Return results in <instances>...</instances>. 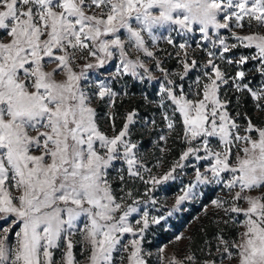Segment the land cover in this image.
Returning <instances> with one entry per match:
<instances>
[{
    "label": "snow or ice",
    "instance_id": "1",
    "mask_svg": "<svg viewBox=\"0 0 264 264\" xmlns=\"http://www.w3.org/2000/svg\"><path fill=\"white\" fill-rule=\"evenodd\" d=\"M128 79L157 85L159 152L183 145L158 175L133 132L157 120L117 111ZM246 98L264 115V0H0V264H150L164 217L139 205L188 168L167 215L215 186L205 239L176 234L157 264H264V119Z\"/></svg>",
    "mask_w": 264,
    "mask_h": 264
},
{
    "label": "rangeland",
    "instance_id": "2",
    "mask_svg": "<svg viewBox=\"0 0 264 264\" xmlns=\"http://www.w3.org/2000/svg\"><path fill=\"white\" fill-rule=\"evenodd\" d=\"M167 66L169 68L175 69L176 63L174 60L169 61ZM114 71H115V64H109L104 69L94 70L93 79H95L96 76H99L101 79H107L109 75L113 73ZM98 106L99 108H101L100 111L102 115L109 111V109L103 104H100ZM255 113H256L255 114L256 116H255V119H253L255 122H260V120L264 119V115H261L257 112ZM104 121H105L104 127L106 129H109L108 122L106 120ZM159 123H160L159 125L160 128L158 127L157 131L161 132V129L163 128V124L160 122V120H159ZM178 141L179 140L176 139L175 137H172L169 139L168 147L171 148V152H169L166 155H162L159 152L158 147H159V144L162 142H159L158 139L156 138H153L151 140V143L152 145H155L157 147L156 150L158 151H155V150L151 151L152 148H148V149H144L143 147L141 148V151L145 154V159L149 161V167L152 168L153 174L158 175L166 171L170 167L172 161L178 157L181 151V148L183 147L182 146L180 148L179 152L176 150V146L177 145L179 146V144L176 145V142ZM158 158L160 159V164L159 166H156ZM177 171L179 175L177 176V179L175 181H168L162 185H158L156 189L152 192L151 195L152 197L155 198V201H156L155 204H152L151 202H146V203L142 202L139 205L140 208L142 209L146 208L148 210L150 217H157V218L164 217V219L160 220L159 224L150 223L148 230L144 234L145 240H146V237H148L146 242L144 240V247L148 252L152 253L151 257H149L150 264H157L158 249L162 245H168V248L166 250V254L168 255H170L172 252L180 253L184 249V245L187 243V241L180 242L179 244L170 243V241H174V237L176 234H179V233H183L184 235L191 234L194 237V234H196L195 233L196 228L200 227L201 223H203L204 225L206 224L209 225V219L206 218L204 214V206L209 205L210 201L206 204H203L202 206L201 204H202L203 195L205 192H207L208 194H212L213 195L212 198H214L217 195L218 190L215 188V186L203 187L200 190L203 193L202 195H200L194 200H188L184 202L183 204L184 210L182 212H176L170 217L167 215L168 211L172 208L176 197L179 194H181V189L183 188V186L186 185L189 182V180H191L193 177V172L191 168H188L184 170L183 172H181V170L179 169ZM136 187L138 189L137 194L142 197L144 186L142 184L137 183ZM129 203H131V201H129ZM198 207H200L199 210H196V208ZM184 213L186 214L185 216L187 218L185 216H182ZM208 216L209 217L211 216V212H209ZM134 217L136 219H139L140 213L138 212L134 214ZM197 217H200V220H197L196 219ZM173 220L177 221V225H178L177 227H173L171 225ZM161 226L164 227L165 230L170 229V234L168 235L167 240L165 242L158 243L157 246H154V245L148 246L146 243L148 244L153 243L152 239L155 238L157 235L156 233H154L153 229L155 227L160 228ZM197 254L199 255L200 253L198 252Z\"/></svg>",
    "mask_w": 264,
    "mask_h": 264
},
{
    "label": "trees",
    "instance_id": "3",
    "mask_svg": "<svg viewBox=\"0 0 264 264\" xmlns=\"http://www.w3.org/2000/svg\"><path fill=\"white\" fill-rule=\"evenodd\" d=\"M117 89H123L124 92L127 93V95H122L118 100H117V111L120 117L123 116V114L128 110L131 111L132 109H136L138 110V112L140 113L141 116H148V117H155V119L158 122V125H160L159 120V112L156 110V107L154 104H149L147 101L144 100V96L147 95L150 99L152 100H156L157 96H156V91H157V85L155 82H140L137 80H131L128 79L126 81V83L123 84H117L115 86ZM233 103H235V101H233ZM98 107V111L101 113V108ZM104 109V107H103ZM106 109V107H105ZM125 110V111H124ZM243 111H247L248 114L255 119V109L253 107V102L251 100V98H246V102L244 103V107L242 109ZM122 120L121 119H117L116 120V126L119 129V127L121 126ZM105 121H102V127H104ZM105 128V127H104ZM160 128V127H159ZM105 130H109L106 129ZM134 132V139L137 141H141L142 142V147L144 149H148V148H152L151 151H158L156 150V146L152 145L151 140L153 138L158 139V135L159 134H163L160 131H157L153 133V132H149V131H145L142 130L141 126L139 123H137L136 127L133 129ZM179 144V146L177 145ZM176 150L179 152L180 148L183 146L179 141L176 142ZM181 145V146H180ZM213 195L212 194H208L207 192L204 193L203 195V201L202 204H206L208 203L211 199H212ZM200 207L196 208V210H199ZM186 214L184 213L182 216H185ZM181 217V216H180ZM186 217V216H185ZM187 218V217H186ZM173 227H177V221L173 220L172 224ZM208 224H206L207 226ZM200 227L196 228V231L194 234V239H195V247L198 249L202 243L203 240L205 239L203 233H201L199 231ZM208 239H211V233L213 231V228L208 227ZM154 233H156V237L153 238L152 242L153 243H146L148 246L154 245L157 246L158 243L160 242H165L167 240L168 235L170 234V229H164V227H155L153 229ZM152 235V234H151ZM149 235V236H151ZM148 237H146L145 242L147 241ZM158 241V242H157ZM157 242V243H156Z\"/></svg>",
    "mask_w": 264,
    "mask_h": 264
}]
</instances>
